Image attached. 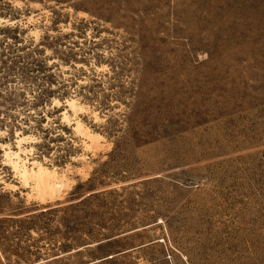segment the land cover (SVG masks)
<instances>
[{
    "label": "rangeland",
    "instance_id": "374dc122",
    "mask_svg": "<svg viewBox=\"0 0 264 264\" xmlns=\"http://www.w3.org/2000/svg\"><path fill=\"white\" fill-rule=\"evenodd\" d=\"M0 179V264H264V0H0Z\"/></svg>",
    "mask_w": 264,
    "mask_h": 264
},
{
    "label": "bare ground",
    "instance_id": "6f19581e",
    "mask_svg": "<svg viewBox=\"0 0 264 264\" xmlns=\"http://www.w3.org/2000/svg\"><path fill=\"white\" fill-rule=\"evenodd\" d=\"M54 103L57 105L59 102L55 101ZM65 106L67 109L73 112L80 110V107L76 104V102L73 99L66 100ZM62 118L67 120L66 111L62 113ZM74 130H82L83 135L84 137H86V139L90 140V142L91 141L96 142L95 138L97 136H95L80 121L77 120L75 122ZM25 139H26L25 136H21L19 134L16 137V140L14 142L16 144V147L18 148V151L17 150L13 151L7 144H1V150L3 151V156H4L3 164L11 168V170L14 172V174L18 178V181L22 185H27L29 182H33V188L37 191V194H39L40 196L41 195L49 196L51 194L56 193V189L59 186V181H57L58 177L56 176L55 171L50 170L49 168L42 166L38 164V162H35V161L31 162L30 165L29 164L27 165L26 161L20 157L19 152L23 151L25 154V151H26L25 148L23 150L20 148L21 143L24 142ZM96 139L98 140V138ZM3 184L5 187H9L11 189L14 188V185H11L10 183L8 184V183L3 182Z\"/></svg>",
    "mask_w": 264,
    "mask_h": 264
},
{
    "label": "trees",
    "instance_id": "16d2710c",
    "mask_svg": "<svg viewBox=\"0 0 264 264\" xmlns=\"http://www.w3.org/2000/svg\"><path fill=\"white\" fill-rule=\"evenodd\" d=\"M94 195H93V193H89V194H87V198L86 197H83V198H81L80 200H79V202H80V204H81V202H85V201H87V199H89L90 197H93ZM48 209H45V210H43V211H41L40 212V215H42V214H44L43 212H46ZM99 243H101V242H99ZM99 243H97V244H99Z\"/></svg>",
    "mask_w": 264,
    "mask_h": 264
}]
</instances>
